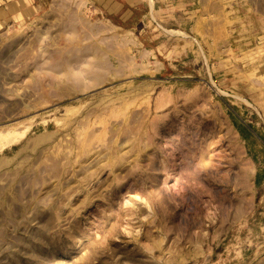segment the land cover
Masks as SVG:
<instances>
[{
	"label": "rangeland",
	"instance_id": "obj_1",
	"mask_svg": "<svg viewBox=\"0 0 264 264\" xmlns=\"http://www.w3.org/2000/svg\"><path fill=\"white\" fill-rule=\"evenodd\" d=\"M0 264H264V0H0Z\"/></svg>",
	"mask_w": 264,
	"mask_h": 264
}]
</instances>
